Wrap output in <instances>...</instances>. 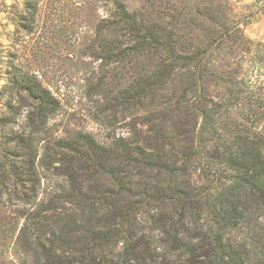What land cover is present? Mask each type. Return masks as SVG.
Wrapping results in <instances>:
<instances>
[{
	"label": "trees",
	"instance_id": "trees-1",
	"mask_svg": "<svg viewBox=\"0 0 264 264\" xmlns=\"http://www.w3.org/2000/svg\"><path fill=\"white\" fill-rule=\"evenodd\" d=\"M37 1L25 0L24 9L34 12ZM112 1L123 39L114 45L107 42L101 58L107 63L144 54L153 58L152 70L134 80L122 102L123 109H129L131 101L145 112L140 120L144 140L120 136L103 145L77 132L73 138L52 141L55 154L43 152L40 164L45 173L53 169L73 185L62 194L76 199L75 210L53 216L47 213L55 207L49 202L26 215L19 234L28 240L33 264H264V83L245 75L237 79L238 71H220L210 63L217 48L216 23L225 28V39L235 31L241 33L242 44L250 39L239 21H232L234 13L219 14L207 7L189 20L200 31L197 41L182 47L176 30L144 22L123 0ZM173 78L181 83L180 98H166L169 114L164 115L147 100ZM210 83L215 90H209ZM10 84L31 101L28 121L36 114L45 124L60 105L28 73L14 75ZM104 84L100 79L95 87L101 91ZM174 104L176 111L185 105L199 123L179 120L174 125L169 108ZM41 131L45 130L36 128L26 136L2 134L1 193L11 197L16 187L28 183L26 189L34 197L39 179L27 150L32 148V135ZM115 151L117 156H112ZM113 158L128 167H106ZM93 162L99 168L88 172L86 165ZM196 168L204 176L200 183L190 178ZM98 171L115 191L103 184L92 195L94 188L86 194L76 187L77 174L90 182ZM119 194L127 196L125 207L107 202ZM29 226L35 233L25 232Z\"/></svg>",
	"mask_w": 264,
	"mask_h": 264
},
{
	"label": "rangeland",
	"instance_id": "rangeland-1",
	"mask_svg": "<svg viewBox=\"0 0 264 264\" xmlns=\"http://www.w3.org/2000/svg\"><path fill=\"white\" fill-rule=\"evenodd\" d=\"M123 1L144 22L176 30L182 47L197 41L200 34L189 22L197 18V10L211 7L219 14L234 13L236 16L231 17L232 21H239L243 35L250 42L242 44L241 33L236 31L225 39L222 37L225 28L216 23L213 36L217 48L212 54L211 66L220 71L231 67L238 71L237 79L245 75L257 83H264V0H212L211 4L208 0ZM24 4L25 0H0V141L4 133L13 137L30 135L36 128L45 131L32 135V148L27 150L29 159L34 160L39 179L34 197L26 189L31 186L28 183L16 187V193H10L11 197L1 193L0 189L1 264H33L28 240L19 234V229L25 223L26 215L35 211L38 204L51 202L55 207L47 213L53 216L75 210L76 199L65 197L66 192L62 194L63 189H73V185H69L65 177L55 174L53 169L45 173V167L40 164L43 152L55 154L52 141L73 138L77 132L88 133L103 145L120 136L130 141L144 140L140 120L145 112L137 110V105L131 101L130 108L123 109L122 102L128 96L126 89L153 67V58L147 54L129 57L124 63H107L101 58L107 42L114 45L116 40L123 39L116 24L118 18L112 0H38L34 12L26 11ZM27 23L29 27L25 29L22 25ZM22 73L36 77L60 103L45 124L36 114L26 120L31 101L10 84L14 75ZM100 79L105 82L101 91L95 87ZM208 85L210 91L215 90L211 83ZM180 89L178 78L168 79L157 90L154 99L147 102L152 100L150 105L156 103L159 111L167 115L166 98L178 101ZM10 105L12 112L8 110ZM184 106L177 111L175 104L169 107L172 108L173 124L179 120L182 124L199 123V119ZM115 155L117 151L112 154ZM107 163L106 167L115 166L119 164V158L109 159ZM119 166L128 167L122 162ZM86 168L92 172L99 167L93 162ZM200 173L197 168L190 171L191 180L203 181L204 176ZM75 178L76 187H82L86 194L88 189L94 188L90 193L96 195L95 191L103 184L110 190L117 189L115 185L109 186V180L103 179L99 171L93 173L94 180L90 182L82 180L83 176L79 174ZM30 194V202L25 203ZM126 197L119 194L106 200L111 205L124 206L129 203ZM26 230L28 234L35 233L32 226ZM33 238L31 235L30 240Z\"/></svg>",
	"mask_w": 264,
	"mask_h": 264
}]
</instances>
